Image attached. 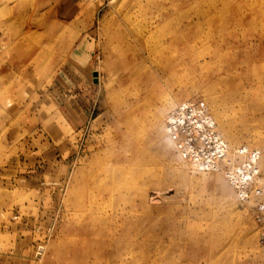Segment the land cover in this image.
<instances>
[{
    "label": "rangeland",
    "instance_id": "rangeland-1",
    "mask_svg": "<svg viewBox=\"0 0 264 264\" xmlns=\"http://www.w3.org/2000/svg\"><path fill=\"white\" fill-rule=\"evenodd\" d=\"M175 95L244 156L232 179L154 140ZM202 105L176 138L214 168ZM261 158L264 0H0V264H264Z\"/></svg>",
    "mask_w": 264,
    "mask_h": 264
},
{
    "label": "bare ground",
    "instance_id": "bare-ground-1",
    "mask_svg": "<svg viewBox=\"0 0 264 264\" xmlns=\"http://www.w3.org/2000/svg\"><path fill=\"white\" fill-rule=\"evenodd\" d=\"M166 46L168 47V45H166ZM168 61H169V59H168ZM204 61H205V63H208V61H207L206 58H204ZM184 94L185 93H182V95L186 98V94L185 95ZM175 96H176V99H174L175 101L174 100H172L171 102L169 100L164 101L161 105H159L158 107H156L154 109V111L151 113L152 120H151V122L149 124V129L148 130L153 135L154 140L157 141V143H159L160 145H164V147L166 148L167 153H170L173 150L175 151V155L173 157L175 163L176 162L177 163L187 162L190 166L192 164L194 166H197L198 168H201L202 167V168H204L205 171H208V172L222 170V168L224 167V165H226L227 167H230V166L233 167L235 165L233 168H230V171L225 172L226 177L229 178V176H230V178L231 177L233 178V176H234L233 175L234 174V171L233 170L237 168L236 167V163L239 162L238 160L245 159V158H244V156L242 154H240V151H238V150L231 151L230 146L227 143V139L230 141V138L227 137V136H225V134L220 130L219 125L217 123L218 118L217 117H214V115L211 114V112L209 110L210 108L206 104H203L202 105V108H203L202 110H203V112L205 114L203 118H206L205 120L208 122V125L213 127V131H216V132L219 131L220 132L221 135L220 134H213V133L212 134L216 138H219L218 141L220 142V145H223V148L219 150V153L220 152H223V157H222V159L219 160L218 164H215V167L212 166L214 168H210V167L206 168V166H209V164L206 165L204 159L200 157V154H199V152H200L199 150L200 149H198V150L194 149L193 143L187 142L188 148H190V150H192V152H193V159H187L188 158L187 157V154L189 153V150L187 148H183V147L179 146L180 143H179L178 139L176 138L175 134L176 133H180V130H184L185 133L190 132L191 129L189 127H183L182 126L181 123H183L184 120H187L190 124H193L194 123V125L196 127H198L200 130H201V128H203V125L197 119H194V117H193L195 115H198L200 113V110L193 109L194 111L191 113V116H188V113H185V114L180 115V117L178 119L174 116L175 113H176L175 112L176 111L175 110L176 108L175 109L172 108L169 113L167 112L172 105H174L175 103H179L180 100L177 101L178 100V98H177L178 96L177 95H175ZM170 98H172V97H170ZM183 101L184 102H181V103L177 104V106L180 107L179 112H185V111H181V108H185L187 106V101L186 100H183ZM209 118H210V120H209ZM215 122H216L217 125H215ZM173 128H175L176 130L173 131ZM134 132L137 133V135H136L137 137H141L142 134H140V133H142V132L140 130H136V131H135V129L134 130H129V132H127V142L130 141V138L131 137H133L132 135H133ZM206 135L208 136V134H206ZM218 135H220V137ZM180 136H179V138H180ZM191 136H194V135H190V137ZM190 137H189V134H188L187 137L185 136V138H186L185 140H188L189 141L191 139ZM181 139H182V137H181ZM200 139H201V137H200ZM197 141H198L197 144H199V145L202 143L201 140H199V139ZM202 141L204 142V140H202ZM201 147L203 148V146H201ZM126 153H127V155L130 154V143H127ZM141 153H140V155H141ZM189 154H191V152ZM137 158H138V160L135 163L138 164V165H140V166H143V169L146 170L147 169L146 166H148V160H143L142 161V160H140L139 157H137ZM255 163L258 164V167H260V170L262 169V166H264V161H263L262 158L259 161L256 160ZM248 165H250V164H248ZM241 167L242 166L240 165L237 169H239V171H240L242 169ZM256 170H258V169H256ZM256 170L254 169L255 172H256ZM218 180L221 182L222 188H224V189H227L228 188L227 184L223 181L222 178L218 177ZM93 186H94V184H93Z\"/></svg>",
    "mask_w": 264,
    "mask_h": 264
},
{
    "label": "built area",
    "instance_id": "built-area-1",
    "mask_svg": "<svg viewBox=\"0 0 264 264\" xmlns=\"http://www.w3.org/2000/svg\"><path fill=\"white\" fill-rule=\"evenodd\" d=\"M199 105H202L199 102H190L185 108H181V111H185V112H176L175 113V117L178 119L180 117V115L185 114V113H191V111L193 109H195L196 107H198ZM176 129L173 128V131H175ZM180 134L176 133L175 136L178 137ZM189 142H192L191 140H189ZM246 155H248V158L254 159L256 153L255 152H245ZM235 188L236 190L239 192V198L242 201H247L250 196H251V186H241V184L236 183L235 184ZM256 194L260 195L262 194V189L258 188L256 190ZM255 219L256 222L258 223V225L260 226V242L261 245L264 248V204L263 203H259L257 206H255Z\"/></svg>",
    "mask_w": 264,
    "mask_h": 264
},
{
    "label": "crops",
    "instance_id": "crops-1",
    "mask_svg": "<svg viewBox=\"0 0 264 264\" xmlns=\"http://www.w3.org/2000/svg\"><path fill=\"white\" fill-rule=\"evenodd\" d=\"M66 97V96H65ZM65 97L63 96V99L65 100ZM81 112H85L86 113V110L84 108H82ZM85 116V119H88V115H84ZM90 116V115H89Z\"/></svg>",
    "mask_w": 264,
    "mask_h": 264
},
{
    "label": "water",
    "instance_id": "water-1",
    "mask_svg": "<svg viewBox=\"0 0 264 264\" xmlns=\"http://www.w3.org/2000/svg\"><path fill=\"white\" fill-rule=\"evenodd\" d=\"M94 76H95V80L98 81V74H97V72L94 73Z\"/></svg>",
    "mask_w": 264,
    "mask_h": 264
}]
</instances>
